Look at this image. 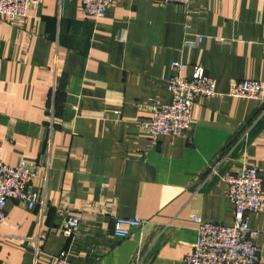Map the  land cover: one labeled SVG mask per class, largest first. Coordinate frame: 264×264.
Here are the masks:
<instances>
[{
  "label": "crops",
  "instance_id": "0c3cea01",
  "mask_svg": "<svg viewBox=\"0 0 264 264\" xmlns=\"http://www.w3.org/2000/svg\"><path fill=\"white\" fill-rule=\"evenodd\" d=\"M176 61L185 78L203 68L217 95L195 101L180 136L151 138L137 122L171 102ZM244 80L264 85V0H117L99 19L44 0L21 26L0 18L1 161L35 166L45 203H7L0 264H56L61 252L75 264H184L192 217L234 222L227 184L203 180L216 159L221 177L256 168L264 190V102L228 95ZM133 216L144 226L115 238L113 219ZM247 218L264 262V215Z\"/></svg>",
  "mask_w": 264,
  "mask_h": 264
},
{
  "label": "built area",
  "instance_id": "2783aa9c",
  "mask_svg": "<svg viewBox=\"0 0 264 264\" xmlns=\"http://www.w3.org/2000/svg\"><path fill=\"white\" fill-rule=\"evenodd\" d=\"M44 0H0V18L11 26H21L29 18L31 8H39ZM82 5L85 16L103 18L117 0H68ZM160 3H175L189 7L197 0H158ZM172 76L167 85L171 94L169 104L154 101L150 116L137 122L138 127L151 138L161 136H180L189 129L192 122V107L198 98L211 99L217 95L215 82L205 74L203 68L195 66L189 78L183 77L187 70L184 62L171 63ZM230 97L245 98L258 103L264 102V85L257 81L244 80L232 87ZM249 130L240 133L239 140H246ZM3 143L0 141V228L6 219L5 208L10 200L20 206L33 210L45 206L43 195L35 190L33 179L37 169L26 161L20 160L15 166L1 161ZM216 159L206 170L204 182L214 178L227 184L226 197L233 207L234 222L231 226L207 223L199 217H192L196 226L197 239L184 258V264H264L259 260L257 237L259 232L249 227L247 214L264 215V190L262 180L254 167L243 166L240 170L221 177ZM145 220L138 216L131 218L116 217L112 221V234L115 238H128L134 230L144 226ZM79 225L78 218L63 221L61 231L70 237ZM56 264H75L67 252L55 258Z\"/></svg>",
  "mask_w": 264,
  "mask_h": 264
}]
</instances>
